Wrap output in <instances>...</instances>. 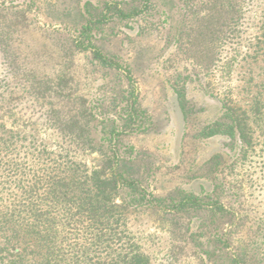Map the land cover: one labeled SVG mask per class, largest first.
Instances as JSON below:
<instances>
[{
	"label": "rangeland",
	"instance_id": "374dc122",
	"mask_svg": "<svg viewBox=\"0 0 264 264\" xmlns=\"http://www.w3.org/2000/svg\"><path fill=\"white\" fill-rule=\"evenodd\" d=\"M142 2L0 0V93L11 85L0 126L55 149L58 114L115 118L130 92L124 73L73 53L74 41L105 5ZM263 32L264 0H150L134 19L94 30L131 70L149 118L121 136L118 156L126 176L165 200L127 215L149 264H264ZM82 156L101 166L98 154ZM187 195L200 207H168Z\"/></svg>",
	"mask_w": 264,
	"mask_h": 264
},
{
	"label": "trees",
	"instance_id": "16d2710c",
	"mask_svg": "<svg viewBox=\"0 0 264 264\" xmlns=\"http://www.w3.org/2000/svg\"><path fill=\"white\" fill-rule=\"evenodd\" d=\"M149 2L130 10L105 5L89 16L74 41L73 53L89 52L101 68L124 73L130 92L122 96L120 102H127L115 118L88 114L85 119V110L63 118L54 113L56 133L64 138L55 149L0 126V264H149L129 231L127 215L165 200L126 176L118 157L121 136L146 130L149 118L139 108L131 70L94 42L98 25L134 19ZM62 81L56 77V87ZM2 88L0 104L10 98L9 81ZM178 94L182 101L184 95ZM86 153L102 157L101 166L88 167L80 158ZM200 203L187 195L168 207L181 212Z\"/></svg>",
	"mask_w": 264,
	"mask_h": 264
}]
</instances>
